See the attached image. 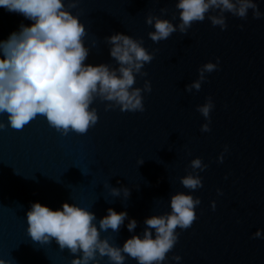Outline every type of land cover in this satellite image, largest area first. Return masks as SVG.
<instances>
[{"label":"water","instance_id":"water-1","mask_svg":"<svg viewBox=\"0 0 264 264\" xmlns=\"http://www.w3.org/2000/svg\"><path fill=\"white\" fill-rule=\"evenodd\" d=\"M62 2L85 26L86 65L119 67L106 37L119 33L143 41L154 59L141 69L146 76L135 74L133 88L143 89L149 81L151 92L142 91L143 112H122L119 106L106 111L114 102L97 97L90 109H96L98 122L82 135H62L39 115L18 131L7 114H0L5 125L0 130V260L72 264L82 255L61 250L55 239L32 240L27 212L34 203L53 211L64 203L88 210L98 230L109 208L127 212L118 232H100L102 240L122 248L133 236L143 238L147 218L170 214L171 197L183 193L201 201L196 220L176 229L178 241L161 264H264V0H253L259 19L251 9L246 18L225 12L222 30L208 19L219 10H210L186 34L177 29L158 43L149 38L154 22L149 26L146 19L156 16L178 26V0H75V8H68L74 0ZM33 23L0 7V42ZM207 63L217 70L205 73L199 91H186ZM208 98L214 107L206 120L197 108ZM206 123L210 131L202 132ZM197 158L207 166L203 171L190 167ZM139 160H144L140 166ZM189 174L198 175L203 186L185 188L181 180ZM113 188H127L130 196L126 199L122 190L113 196ZM132 219L137 227L129 232ZM257 231L261 235L254 238ZM124 255V264H138ZM90 264L112 262L97 254Z\"/></svg>","mask_w":264,"mask_h":264},{"label":"clouds","instance_id":"clouds-1","mask_svg":"<svg viewBox=\"0 0 264 264\" xmlns=\"http://www.w3.org/2000/svg\"><path fill=\"white\" fill-rule=\"evenodd\" d=\"M76 6L75 0L68 4V8ZM0 7L34 22L30 27L22 25L18 33L14 32L7 41L0 42V114H7L11 128L23 130L39 115L46 117L49 126L62 135L69 132L86 134L99 119L96 109H90L97 97L114 102L106 107V111L114 106H119L122 112L145 110L142 91L151 92V84L145 81L143 89L133 88V85L135 74L147 75L141 69L151 63L154 56L142 47V40L119 33L106 37V42L111 45L110 56L119 67L86 65L89 49L84 45L85 26L78 17L65 10L62 0H0ZM176 7L180 10L181 23L178 26L156 16L147 17V25L153 26L154 22L155 31L148 33L151 41L167 40L177 29L186 34L194 22H203L210 10H219V15H211L208 19L222 30L227 27L225 12L246 18L251 9L253 18L261 17L253 0H178ZM160 11L166 14L167 9ZM215 70L216 64L203 65L199 69V80L186 86L185 90L199 91L205 73ZM213 107L211 98H208L197 111L208 120ZM4 128L5 125L0 123V130ZM201 131L209 132V124L202 125ZM220 162H223V155ZM143 163L144 160L138 161L139 166ZM190 167L203 171L207 166L197 158L191 161ZM181 183L190 190L203 186L199 176L193 174L182 178ZM121 190L127 199L130 196L127 188H113L112 195L119 196ZM200 203L192 195H173L171 213L147 218L143 238L133 236L122 248L100 238L101 231L111 229L118 232L128 218L127 212L117 213L111 208L99 221L98 230L93 223L96 217L88 210L64 203L62 210L53 211L34 203L27 212V231L33 241L46 244L55 239L61 250L67 248L74 256L82 254L72 264H90L96 260L97 254L100 258L108 257L112 264H124V254L138 264H161L178 241L176 229L191 227L196 220L194 210ZM212 207L215 209V202ZM127 227L129 232L134 231L136 220H130ZM151 230L155 231V238ZM260 235L257 231L254 238ZM173 259L179 261L181 258L176 256ZM0 264L5 262L0 260Z\"/></svg>","mask_w":264,"mask_h":264}]
</instances>
